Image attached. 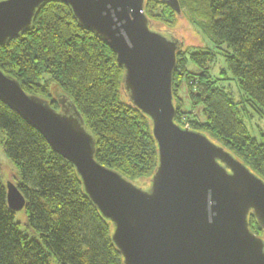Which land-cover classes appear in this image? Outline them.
I'll return each mask as SVG.
<instances>
[{
    "label": "trees",
    "instance_id": "1",
    "mask_svg": "<svg viewBox=\"0 0 264 264\" xmlns=\"http://www.w3.org/2000/svg\"><path fill=\"white\" fill-rule=\"evenodd\" d=\"M179 2L183 13L185 2ZM156 5L160 13H155ZM190 10L208 19L195 23L225 45L227 68L244 99L237 102L209 72L189 75V98L203 104L207 117L204 123L192 120L177 89V76L188 61L182 49L174 72L176 122L208 134L264 179V133L253 137L244 120L248 106L264 115V0H192ZM145 12L152 22L169 25L179 17L163 0H147ZM190 59L207 70L214 52L195 49ZM0 69L56 110L58 96L73 101L96 139V159L102 165L134 182L152 177L158 152L150 121L128 102L115 54L80 27L67 5L47 3L30 30L0 46ZM0 132L19 172L16 185L27 202V227L38 234L32 238L21 229L0 170V264H52V259L59 264H123L111 239L112 225L84 194L74 166L1 102ZM250 225L254 233L264 234L253 217Z\"/></svg>",
    "mask_w": 264,
    "mask_h": 264
},
{
    "label": "water",
    "instance_id": "2",
    "mask_svg": "<svg viewBox=\"0 0 264 264\" xmlns=\"http://www.w3.org/2000/svg\"><path fill=\"white\" fill-rule=\"evenodd\" d=\"M166 1L181 16L179 0ZM49 2L67 5L80 27L110 48L123 69L128 102L150 121L158 164L138 186L96 159V139L73 101L60 109L27 93L0 69V102L39 132L71 163L83 192L112 225L123 264H264V179L208 134L176 122L174 72L184 48L155 29L147 0H3L0 46L30 30ZM14 213L26 208L18 186L6 184Z\"/></svg>",
    "mask_w": 264,
    "mask_h": 264
},
{
    "label": "rangeland",
    "instance_id": "3",
    "mask_svg": "<svg viewBox=\"0 0 264 264\" xmlns=\"http://www.w3.org/2000/svg\"><path fill=\"white\" fill-rule=\"evenodd\" d=\"M184 8L181 16L174 22L173 25L166 24L160 20L153 21V27L158 30H162L165 33L171 34L180 41H184V48L188 56L187 64L179 72L177 76V89L179 90L178 96L183 102L185 101L184 110L192 113L190 118L192 120H198L201 123L206 122L207 117L204 113V106L202 103L193 104L191 98H189L187 79L189 75L192 77H198L199 73L204 71L209 72L214 80L217 81L219 87H223L228 93H230L237 102H243L244 95L239 88L238 81L233 74L228 70L225 57V45H219L210 35L206 34L204 30L200 29L195 22L206 23L208 19L203 18L201 15H195L191 8L192 0H183ZM161 7H155V13L161 12ZM206 49L214 52V61L207 64V70L197 66L191 59L190 53L195 49ZM187 66V67H186ZM186 67V69H185ZM182 73V75H181ZM242 106H245L242 105ZM248 111L244 115V120L250 134L259 138L264 133V115L262 112L248 106ZM5 135L0 132V170L2 171L5 183L12 182L18 184L20 181L19 172L10 157L7 155L4 147L3 138ZM138 186H146L148 179H140L134 182ZM17 220L21 224V229L25 231L30 237H38L33 230L27 227V217L25 210L17 213ZM52 264H59L52 259Z\"/></svg>",
    "mask_w": 264,
    "mask_h": 264
},
{
    "label": "built area",
    "instance_id": "4",
    "mask_svg": "<svg viewBox=\"0 0 264 264\" xmlns=\"http://www.w3.org/2000/svg\"><path fill=\"white\" fill-rule=\"evenodd\" d=\"M188 126V125H187Z\"/></svg>",
    "mask_w": 264,
    "mask_h": 264
}]
</instances>
